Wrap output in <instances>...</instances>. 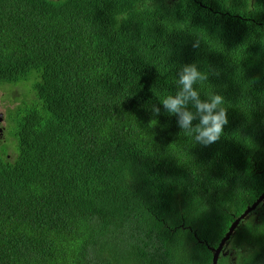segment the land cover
<instances>
[{"label":"trees","instance_id":"1","mask_svg":"<svg viewBox=\"0 0 264 264\" xmlns=\"http://www.w3.org/2000/svg\"><path fill=\"white\" fill-rule=\"evenodd\" d=\"M192 63L227 108L209 146L160 104ZM20 82L0 264H211L264 192V0H0V86ZM251 214L217 264H264V201Z\"/></svg>","mask_w":264,"mask_h":264},{"label":"clouds","instance_id":"2","mask_svg":"<svg viewBox=\"0 0 264 264\" xmlns=\"http://www.w3.org/2000/svg\"><path fill=\"white\" fill-rule=\"evenodd\" d=\"M115 27L119 28L125 17L122 15L114 17ZM200 40L196 39L192 47L198 49ZM212 74L219 75L218 71ZM208 72H202L195 63L183 65L176 77V91L160 97L164 111L176 117L178 127L182 132L191 137L194 144L209 146L216 143L224 132L225 125L228 124L227 108L225 99L218 93H207V98L202 99L199 85L203 87L208 80ZM154 115L161 113V108L155 104L151 106ZM6 114V112H5ZM198 120L195 125L193 121ZM233 262V261H232Z\"/></svg>","mask_w":264,"mask_h":264},{"label":"rangeland","instance_id":"3","mask_svg":"<svg viewBox=\"0 0 264 264\" xmlns=\"http://www.w3.org/2000/svg\"><path fill=\"white\" fill-rule=\"evenodd\" d=\"M31 82H20L17 84H4L0 86V113L5 114L9 107H13L16 101L21 98V96L25 93L30 92ZM12 101V102H11ZM14 101V102H13ZM9 133V126L7 128ZM12 151H9L11 154ZM251 220L252 214L246 216L245 219ZM254 219V216L253 218ZM244 220V219H243Z\"/></svg>","mask_w":264,"mask_h":264},{"label":"water","instance_id":"4","mask_svg":"<svg viewBox=\"0 0 264 264\" xmlns=\"http://www.w3.org/2000/svg\"><path fill=\"white\" fill-rule=\"evenodd\" d=\"M264 201V192H262L258 198L251 204L250 206H247V208L237 217L234 219V221L231 223V225L228 228V231L224 235V237L220 240L218 246L216 248H213V256H212V263L211 264H217V257L223 247V245L228 241L238 224L246 218L247 215H249L252 211L256 209V207Z\"/></svg>","mask_w":264,"mask_h":264},{"label":"flooded vegetation","instance_id":"5","mask_svg":"<svg viewBox=\"0 0 264 264\" xmlns=\"http://www.w3.org/2000/svg\"><path fill=\"white\" fill-rule=\"evenodd\" d=\"M7 135V122L5 120V114L0 113V147L6 143Z\"/></svg>","mask_w":264,"mask_h":264}]
</instances>
